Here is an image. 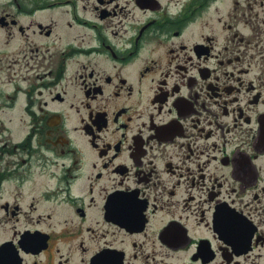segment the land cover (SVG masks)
Returning a JSON list of instances; mask_svg holds the SVG:
<instances>
[{
	"label": "flooded vegetation",
	"instance_id": "obj_1",
	"mask_svg": "<svg viewBox=\"0 0 264 264\" xmlns=\"http://www.w3.org/2000/svg\"><path fill=\"white\" fill-rule=\"evenodd\" d=\"M0 264H264V0H0Z\"/></svg>",
	"mask_w": 264,
	"mask_h": 264
}]
</instances>
